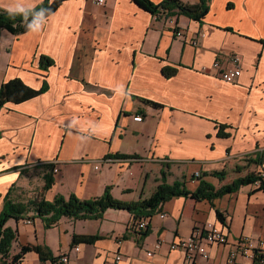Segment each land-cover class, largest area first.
I'll return each instance as SVG.
<instances>
[{
	"label": "crops",
	"instance_id": "obj_1",
	"mask_svg": "<svg viewBox=\"0 0 264 264\" xmlns=\"http://www.w3.org/2000/svg\"><path fill=\"white\" fill-rule=\"evenodd\" d=\"M43 1L0 0V8L16 2L37 8ZM209 7L196 21L155 15L132 0H64L39 32L0 29V87L15 77L35 89L49 86L0 107V213L6 196L29 209L27 218L7 223L18 231L12 256L23 245H43L54 256L68 255L66 264H111L118 253L120 264H183L184 252L168 245L212 224L229 243L208 246L201 264H226L233 252L240 264H257L237 243L264 240V190L257 183L215 199L166 200L145 238L121 209L101 219L62 217L48 229L31 218L34 202L58 195L91 200L109 188L122 202L149 198L163 171L168 183L183 181L190 191L202 181L219 189L264 173V0H211ZM231 53L242 59L235 83L213 67L216 60L229 67ZM42 55L54 61L49 70L39 66ZM167 66L175 74L166 75ZM138 114L144 121L134 119ZM49 174L55 181L46 190ZM87 234L101 239L73 244L74 235ZM159 240L166 243L155 249ZM19 264L53 263L30 251Z\"/></svg>",
	"mask_w": 264,
	"mask_h": 264
},
{
	"label": "trees",
	"instance_id": "obj_2",
	"mask_svg": "<svg viewBox=\"0 0 264 264\" xmlns=\"http://www.w3.org/2000/svg\"><path fill=\"white\" fill-rule=\"evenodd\" d=\"M63 1L64 0H44L36 9H50L51 12L47 16L48 18L57 11ZM132 1L142 7L143 10L149 11L155 15H165L166 17L186 15L192 20L202 21L209 12V1L211 0H200L196 4H189L181 0H163L158 4L151 0ZM0 29L18 35L28 31L21 17L17 16L15 19H11L3 8H0ZM53 65L54 61L48 57V55H42L41 58H39V66L41 69L49 70ZM164 72L166 75L172 76L176 71L167 66L164 68ZM47 89H49V86L46 81L41 88L35 89L25 83L21 78H12L5 81L0 87V107L2 108L7 103H23L31 98L33 99L39 96ZM146 102L153 104L156 108L162 107L161 104L155 103L154 101L146 100ZM220 135L227 136L228 133L222 129ZM123 157L126 156H122V158ZM46 166L48 169H51L53 164ZM166 175V172L163 171L161 183L157 186L154 194L149 198H144L139 201L122 202L121 200L115 199L109 188L105 190L102 196L91 200H80L75 195L68 198L58 195L53 201L41 199L40 201L34 202L32 206H34L36 211L31 218L35 219L36 217H40L44 222V227L48 229L55 226L62 217L75 218V220L101 219L108 209L113 208L129 211L133 217L132 226H134L142 218H152L153 214L156 213L164 201H168L176 196H192L198 200L215 199L226 193H233L240 186L252 184L260 178L259 174L251 173L246 177L236 179L230 185H223L219 189H215L213 185L207 181H202L195 191H190L184 186L183 181L179 180L173 184L168 183ZM45 180V189L48 190L55 180L52 174L46 175ZM260 188L264 190L263 179ZM28 211L27 204L14 203L13 200H10L6 196L4 209L0 213V264H19L25 254L30 251L37 252L40 255V259L43 261L50 260L53 264L57 262L59 257L54 256L46 247H43V245H23L19 253L12 256V245L18 238V231L7 225V223L10 219L19 221L27 218ZM222 216L223 215L219 213V219L224 221ZM149 230L150 223L147 228L140 233L141 237L145 238L149 234ZM99 239H101L100 235H74L73 244H92Z\"/></svg>",
	"mask_w": 264,
	"mask_h": 264
},
{
	"label": "built area",
	"instance_id": "obj_3",
	"mask_svg": "<svg viewBox=\"0 0 264 264\" xmlns=\"http://www.w3.org/2000/svg\"><path fill=\"white\" fill-rule=\"evenodd\" d=\"M97 4H104L105 0H95ZM176 35L181 36L182 31H178ZM229 62L231 65L226 68H222L221 61L216 60L213 62V67L218 70L219 77L226 81L235 83L238 78L242 75L241 71V63L242 59L237 54H230L228 56ZM135 120L142 121L141 116H136ZM55 172L58 171L57 168L54 169ZM260 178L256 180L254 183H257L261 186L262 179L264 180V173L259 174ZM195 177H200V173L196 172ZM167 212H161L160 216L162 218L167 216ZM150 217L140 219L137 224L136 230L141 231L143 228H147L149 224ZM29 224L31 223L29 219L26 220ZM217 243H229V239L227 234L224 232L223 228L215 227L212 224H207L204 228L196 229L192 232V234L183 239H179L173 243H171L170 248L172 250L181 249L184 254L185 258L183 264H201V261L204 259L209 258V249L208 246L214 245ZM239 244L240 253L243 257L254 259L257 264H264V240H252L247 237H242L237 241ZM164 244V241L159 240L156 245L155 249L160 248ZM79 250V248H76ZM150 256L153 253H150ZM68 255H63L58 258L55 264H66L68 262ZM122 256L117 254L115 259L112 260L111 264H119L121 262ZM226 264H240L237 258V253H231L228 261Z\"/></svg>",
	"mask_w": 264,
	"mask_h": 264
},
{
	"label": "clouds",
	"instance_id": "obj_4",
	"mask_svg": "<svg viewBox=\"0 0 264 264\" xmlns=\"http://www.w3.org/2000/svg\"><path fill=\"white\" fill-rule=\"evenodd\" d=\"M5 11L11 19H15L17 16L21 17L24 26L30 32H39L46 23L47 16L51 12V10L47 8H39V10H37L35 6L27 7L20 2L6 7ZM73 123L74 122H70L69 126L71 127Z\"/></svg>",
	"mask_w": 264,
	"mask_h": 264
},
{
	"label": "rangeland",
	"instance_id": "obj_5",
	"mask_svg": "<svg viewBox=\"0 0 264 264\" xmlns=\"http://www.w3.org/2000/svg\"><path fill=\"white\" fill-rule=\"evenodd\" d=\"M138 115H139V114H138ZM138 115H136V116H138ZM136 116H134V119H135ZM139 116H141L142 119H143L142 121H144V117H143L142 115H139ZM136 121H138V122H142V121H139V120H136ZM41 180H42V178H37L36 180H34V187L38 186V185L41 183ZM39 188H40V187H39ZM35 191H36L37 193L35 192L36 194H34L33 196H36V195L39 193V190H35ZM23 199H24V197H23ZM23 199L21 198V200H23ZM134 227H135V226H134ZM135 230H136V229H135ZM142 231H143V230H141V231L136 230L137 233H141ZM165 243H166V242L164 241V244H165ZM172 243H173V242H172ZM164 244H163V245H164ZM170 245H171V243L168 245V246H169V249L172 250V249L170 248ZM161 247H162V246H161ZM161 247H160V248H161ZM160 248H158V249H160ZM176 250H177V249H176ZM118 254H119V253H118ZM115 257H116V256H115ZM115 257H114V259H115ZM112 260H113V259H112ZM111 262H112V261H111ZM119 264H120V263H119Z\"/></svg>",
	"mask_w": 264,
	"mask_h": 264
},
{
	"label": "bare ground",
	"instance_id": "obj_6",
	"mask_svg": "<svg viewBox=\"0 0 264 264\" xmlns=\"http://www.w3.org/2000/svg\"><path fill=\"white\" fill-rule=\"evenodd\" d=\"M31 223H32V221L31 220H29ZM30 224V223H29ZM144 229H146V228H143L142 230H144Z\"/></svg>",
	"mask_w": 264,
	"mask_h": 264
}]
</instances>
